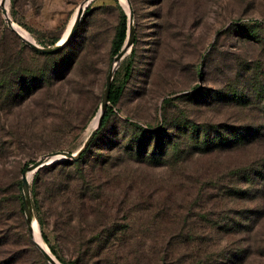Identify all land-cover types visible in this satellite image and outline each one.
<instances>
[{
    "label": "rangeland",
    "instance_id": "obj_1",
    "mask_svg": "<svg viewBox=\"0 0 264 264\" xmlns=\"http://www.w3.org/2000/svg\"><path fill=\"white\" fill-rule=\"evenodd\" d=\"M85 3L0 0V74L38 77L20 97L0 84V264H50L25 221L22 172L48 152L78 150L109 69L122 81L132 46L131 72L99 147L81 165L39 171L42 225L38 169L29 179L43 242L59 264L50 244L69 264H264V0H130L134 40L120 61L111 41L123 13L128 30L121 0L89 1L61 47L71 44L46 57L1 9L49 46ZM129 122L171 125L174 143L161 161L134 158L127 142L139 132ZM192 128L212 141H193ZM234 134H244L234 146L216 141Z\"/></svg>",
    "mask_w": 264,
    "mask_h": 264
},
{
    "label": "trees",
    "instance_id": "obj_2",
    "mask_svg": "<svg viewBox=\"0 0 264 264\" xmlns=\"http://www.w3.org/2000/svg\"><path fill=\"white\" fill-rule=\"evenodd\" d=\"M126 15L123 13L118 24L115 27V31L113 34V38L111 41V53L116 54L122 47V45L125 42L126 39ZM58 39L55 38L53 42H55ZM59 41V40H58ZM22 43V42H21ZM23 44V43H22ZM71 44V41L69 40L63 47H61L59 50L55 52H40L37 50H34V53L40 56H52V55H57L60 54L65 48H67ZM135 53V48L132 46L130 53L125 61V63L122 65V78L123 80H115L113 78L110 92H109V98H108V105L106 110L103 113L101 124L94 133L92 139L88 143V145L85 147V149L79 154L77 159H69L65 158L61 161H55L51 164H46L39 168L36 173L34 174V185H33V195H34V211L36 214V218L38 222L42 225L43 224V219L40 216L41 212V204L39 201V196L37 192V183L39 181V171L43 169H48V171L55 169L57 166H72V165H81L84 159L87 158L88 153L99 147L100 144L97 142V138H99L100 132L106 128L110 118L112 115L115 114V109L113 108L114 105H116L119 101V99L122 96L125 80L129 77L130 72H131V65H132V60H133V55ZM67 56H64L61 60H66ZM68 63L65 62V64ZM52 69V68H51ZM63 72L65 73L66 71ZM62 74V71L55 72ZM22 71H12L10 73H3L0 74V84L2 87L4 85H8L9 87L7 89V95L6 96H22L21 91H24V89H27L30 86V83H36L38 82V77L33 76L32 74L29 76L30 78L27 79L25 78L24 75H22ZM32 77V78H31ZM63 77V76H61ZM29 89V88H28ZM27 89V90H28ZM133 128H136V132H139V134H136L131 138L128 142L127 145L131 149V153H134V158L141 161V160H146L150 162H158L161 161L165 155L168 153V150L170 147H172L173 142V132L170 131L171 125H161L158 127H143L139 124L129 122ZM189 129V128H187ZM201 135V130H196L195 128L191 129L190 136L193 138V141L196 140L199 144H208L212 139L210 138L208 132H204ZM244 134L237 135L234 134L232 137H225L221 136L220 138H216L217 142L221 145H226L227 147H231L236 145V143L240 140V138L243 137ZM241 141V140H240ZM152 143L151 151L144 150V147ZM33 161V160H32ZM165 161V160H164ZM70 179V178H69ZM73 179V177L71 178ZM71 179L69 181H71ZM19 181V186H20ZM237 193L242 192L241 189L236 190ZM43 237L46 241H49L47 237L43 234ZM51 251L64 263V264H69L67 261L63 260L62 256L58 253L57 248L55 245L50 244L49 245ZM75 261H73L74 263Z\"/></svg>",
    "mask_w": 264,
    "mask_h": 264
},
{
    "label": "water",
    "instance_id": "obj_3",
    "mask_svg": "<svg viewBox=\"0 0 264 264\" xmlns=\"http://www.w3.org/2000/svg\"><path fill=\"white\" fill-rule=\"evenodd\" d=\"M91 1V0H85V4L81 5L78 8V13L77 16L71 26L70 32L68 34V36L60 41V42H56L53 45H49V46H41L39 44H37L35 41H31L28 39H24L22 38L14 29V27L12 26V19L8 14V11L6 9V7L1 4V9H2V13L4 15V18L7 22V25L13 29L16 34L26 42V44H28L30 47H32L33 49L37 50V51H41V52H52L57 50L58 48H60L68 39L69 37L73 34L76 26L78 25L79 19L82 15L84 6L87 5V3ZM128 1V6H129V10H128V30H127V36H126V40L124 42V44L122 45L121 49L114 55V60L116 61H120L123 56L127 53L128 48L132 45L133 40H134V31H133V25H132V19H133V11H132V7L130 4V0ZM1 2H3V0H1ZM8 14V15H7ZM113 72H114V67L112 66L108 73H107V77L105 80V86L103 89V93H102V98H101V104H100V108H99V119L97 124L90 130V132L88 133V135L86 136L84 142L82 143V145L78 148V150L76 152H71L68 150H55V151H51L48 152L46 154L41 155L40 157H38L37 159H35L33 162L29 163L25 169L22 172L21 175V186H22V201H23V210H24V214H25V221L27 224L28 229L30 230V225L28 223L27 220V214L29 213V206H28V201L30 203V187H29V179L27 177V171H36L37 169H39L40 167L55 162L59 159H64V158H69V159H77L79 154L85 149V147L88 145V143L90 142V140L92 139L95 131L97 130V128L100 126L101 124V120H102V116L103 113L107 107V103H108V98H109V92H110V88H111V81H112V77H113ZM30 207H31V203H30ZM32 210V207H31ZM36 245L38 246L40 252L42 253V255L44 256V258L50 263V264H58L53 258L52 256L42 247H40L37 243Z\"/></svg>",
    "mask_w": 264,
    "mask_h": 264
},
{
    "label": "bare ground",
    "instance_id": "obj_4",
    "mask_svg": "<svg viewBox=\"0 0 264 264\" xmlns=\"http://www.w3.org/2000/svg\"><path fill=\"white\" fill-rule=\"evenodd\" d=\"M122 3L126 6V7H129L128 6V1L127 0H121ZM8 15V14H7ZM12 26L14 27V29L16 30V32L24 39H28V40H31V41H34L32 39V37L26 32V30L24 28H22L21 26H19L18 24H16L15 22H12ZM72 26V25H71ZM70 29L71 27L68 29V31L66 32L65 36L63 37L62 40H64L69 32H70ZM61 40V41H62ZM98 119H99V114L98 116L95 118V120L92 122L91 124V128H93L97 122H98ZM32 171H27V177L28 179H30L31 175H32ZM28 206H29V213L27 214V220H28V223L30 225V231L33 235V238L35 240V242L42 248H44L51 256L52 258L58 263V261L56 260V258L50 253V251L48 250L47 246L45 245V243L43 242V239L41 237V234H40V230H39V226H38V223H37V220L33 214V211L31 210V207H30V203L28 201ZM59 264V263H58Z\"/></svg>",
    "mask_w": 264,
    "mask_h": 264
}]
</instances>
